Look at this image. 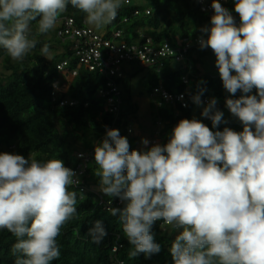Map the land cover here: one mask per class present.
<instances>
[{"label": "clouds", "instance_id": "1", "mask_svg": "<svg viewBox=\"0 0 264 264\" xmlns=\"http://www.w3.org/2000/svg\"><path fill=\"white\" fill-rule=\"evenodd\" d=\"M69 4L101 32L96 27L115 20L122 0H0V47L23 61L37 43L29 39L31 22L39 18L38 33L46 34ZM211 8L198 44L213 51L224 89L233 97L242 93L226 97L225 106L243 130H212L228 121L216 98L204 104L200 81L191 99L212 129L195 117L181 119L167 143L149 146L143 138L144 150H130L127 137L106 128L94 144L100 191L124 205L109 211L123 226L130 257L161 251L152 228L163 221L178 231L169 249L173 264H264V0H235L239 25L220 0ZM41 51L47 56L49 46ZM79 183L61 159L0 152V229L16 237L14 264L59 259L57 237L77 212V193L68 189ZM88 235L100 244L107 235L102 221Z\"/></svg>", "mask_w": 264, "mask_h": 264}, {"label": "trees", "instance_id": "2", "mask_svg": "<svg viewBox=\"0 0 264 264\" xmlns=\"http://www.w3.org/2000/svg\"><path fill=\"white\" fill-rule=\"evenodd\" d=\"M206 1L211 5L212 0ZM220 3L234 17H239L234 11L235 0H220ZM63 16L72 17L78 27L86 22V14L71 4L58 18ZM210 18V12L202 9L196 0H122L115 20L103 27L104 38L112 39V32L119 30L118 39L127 43L143 34L150 36L156 44L168 41L172 47L181 45L182 49L190 40L191 45L187 51L181 50V60L165 56L147 64L139 63L138 59L121 62L120 76L78 64L77 38L59 36L57 28L39 34V18L31 22L29 33V39L37 41L36 46L23 61H13L0 47V152L20 154L41 162L61 159L66 167L83 168L81 173H76L79 185H70L68 189L77 193V212L62 226L57 237L61 255L51 264H173L169 249L178 231L163 221H157L152 228L161 251L151 258H145L143 254L129 256L133 248L118 216L109 211L124 205L119 198L100 191V177L95 175L98 165L94 161V144L102 140L106 128H115L127 137L130 150H144L137 144L140 137L133 135L137 128L133 124H138L139 106L130 80L139 70L146 71L142 80L145 87L140 94L150 98V114L155 117L151 125L162 124L157 131L151 128L150 133L153 138L160 139L161 145L168 142L172 129L181 119L195 117L212 129L211 120L201 115L191 99L198 91L200 81L204 83L199 87L205 89L202 101L216 98V107L224 110V119L228 121L212 130L222 131L225 127L237 132L243 130L242 124L225 106L226 97L236 99L242 93L238 91L233 97L224 89L218 69L205 58L212 50H201L196 40L202 35L200 29L210 26ZM45 44L51 52L47 56L41 51ZM64 60L67 63L62 71L57 64ZM132 64H138V70ZM55 81L59 86L54 87ZM109 83L114 84L117 92L111 90L103 95L110 87ZM163 91L171 94L168 100ZM181 93H184L185 104L178 99ZM250 94H256V90ZM109 97L120 99L117 110L106 109L110 105ZM63 100L67 102L60 104ZM144 127L148 126L144 124ZM96 220L102 221L107 232L100 244L93 243L88 235ZM15 242L13 234L0 229V264H14L11 248Z\"/></svg>", "mask_w": 264, "mask_h": 264}, {"label": "built area", "instance_id": "3", "mask_svg": "<svg viewBox=\"0 0 264 264\" xmlns=\"http://www.w3.org/2000/svg\"><path fill=\"white\" fill-rule=\"evenodd\" d=\"M196 1H198L202 9L210 12L211 16L214 14L211 5L208 4L206 0ZM149 9L150 7L146 11L149 12ZM235 19L237 24L239 25L240 18L235 16ZM56 24V34L62 37L68 36L71 39L77 38L75 52L79 56L80 61L78 64H83L86 68H89L91 70L97 69L102 72L109 71L110 75L117 74L118 76H120V63L126 60L129 61L138 59L140 61L139 63L141 64L154 63L165 56H175L176 59L181 60L183 59L181 50L185 52L191 45L190 40H187L184 43L182 49L180 48L181 45L178 48L172 47L170 42L168 41L156 44L153 42L150 36H145L143 34H140L139 37L134 41L127 43L118 39L119 35L121 34L119 30L112 32V39L104 38L101 32H98L95 28H93L86 22H83V26L78 27L77 25H75L74 19L70 16H63L62 18H58ZM196 40L198 41V39ZM179 43L181 42L179 41ZM65 63H67L66 60L58 63L57 68L62 71L65 70ZM75 73L76 71H73V74ZM53 84L54 87L58 86L57 82H54ZM109 85L110 87L103 92V95L111 90H116V87L112 86L114 85L113 83H109ZM162 94L167 100L171 97V94L165 91H163ZM181 96L184 98V93H181L178 96V99H180L182 103L185 104L183 98L181 99ZM204 100L208 101L207 98H205ZM66 102V100H63L60 102V104H65ZM108 102L110 103V105H107L106 109L115 111L117 110V104L120 102V99L117 98L116 100H114L113 98L109 97ZM82 169L83 168L78 167L73 170L76 173H81L83 171ZM115 249L116 246L113 247V250Z\"/></svg>", "mask_w": 264, "mask_h": 264}, {"label": "rangeland", "instance_id": "4", "mask_svg": "<svg viewBox=\"0 0 264 264\" xmlns=\"http://www.w3.org/2000/svg\"><path fill=\"white\" fill-rule=\"evenodd\" d=\"M103 27H105V25L102 27H96V28L102 32L104 30ZM50 53L51 52H49V54ZM205 58L207 59L208 62L212 63V65L215 66L216 57L213 51L208 52L207 55H205ZM132 66L137 70L139 68L138 64H132ZM145 72L146 71L144 70H139L137 74L130 80L132 83L133 89L135 90V93H134L136 94L135 99L138 102V106H139V113H138L139 118L137 120L138 124L137 125L133 124L134 126H137V128L135 127V131L133 135L135 134L138 137H140L139 141L137 142L138 147L140 149L144 148V146L141 143L143 138L148 139L151 144L160 143V139H158L157 137L156 138L152 137L150 133L152 131H150V129L153 128L154 130L157 131L162 126V124H159V122H157V125H151L152 120H154L155 117L150 114L152 112L151 106H150V98L148 95L140 94V91L143 88V86L145 87V81H144V84L142 83V80H144L143 75L145 74ZM196 107L198 110L202 112V106L196 105ZM221 111L225 113L224 110H221ZM144 124L147 125L148 127H144ZM76 144L80 146V144L78 143Z\"/></svg>", "mask_w": 264, "mask_h": 264}]
</instances>
